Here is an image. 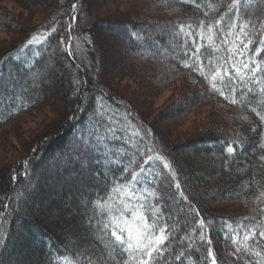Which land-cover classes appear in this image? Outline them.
I'll list each match as a JSON object with an SVG mask.
<instances>
[{
  "label": "trees",
  "instance_id": "1",
  "mask_svg": "<svg viewBox=\"0 0 264 264\" xmlns=\"http://www.w3.org/2000/svg\"><path fill=\"white\" fill-rule=\"evenodd\" d=\"M1 1L21 11L0 8L6 36L0 40V264H116L101 259L112 229L107 236L100 229L117 221L142 227L133 215L140 205L147 223L157 225L156 235L159 227L168 232L153 264H211L208 247L219 264H255L251 249L264 255L258 235L264 227V122L252 109L264 114V50L256 53L264 45L251 27L239 40L236 35L246 20L257 27L264 21V0L242 2L231 12V0H79L76 12V0ZM35 15L43 20L32 25ZM208 26L211 42L200 35ZM116 34L123 39L110 47L107 40ZM34 35L39 42L29 45ZM249 39L254 43L245 49ZM197 47L205 73L219 67L224 96L192 70L189 57ZM233 64L247 73L243 80ZM176 84V102L154 114L151 101ZM206 105V116L180 131L186 117ZM45 110L51 118L22 139L13 123ZM8 126L21 156L9 145ZM79 158L90 165V180L72 162ZM66 171L77 179L66 182ZM133 171L138 181L131 182ZM78 184L90 193H80ZM121 185L129 186L128 195L113 191ZM110 195L111 207L101 214L96 202ZM200 219L213 221L210 243L199 240ZM249 230L256 234L250 250L237 254L225 237L236 236L239 244ZM114 255L120 264H133L127 252Z\"/></svg>",
  "mask_w": 264,
  "mask_h": 264
},
{
  "label": "snow or ice",
  "instance_id": "2",
  "mask_svg": "<svg viewBox=\"0 0 264 264\" xmlns=\"http://www.w3.org/2000/svg\"><path fill=\"white\" fill-rule=\"evenodd\" d=\"M189 2L195 3V0H189ZM242 2L251 3L252 0H231V3L228 5V11L231 12L233 10H239V7L241 6ZM78 3H79V0H76V2L72 3L71 9L73 12L78 11ZM196 6L199 7L198 4ZM205 15H207V12L205 13ZM223 18H224L223 16L220 17L221 20H223ZM76 20H77V17L72 16V21L75 22ZM219 22L220 21H217L216 23L219 24ZM204 26H205L204 22L201 21L200 28L203 29ZM187 27L191 28L192 26L188 25ZM231 27L235 28L236 25L233 24ZM250 27L259 34V39L256 42L259 43L260 45H264V21L260 22L259 27H257L256 24H253L251 21H248V20H246L244 23H241L239 25L240 31H239V34L236 35V39L239 40L241 34L246 36L247 35L246 30L249 29ZM68 29L69 30L72 29L71 23L68 25ZM180 30L183 32L184 26H181ZM56 31L57 29L54 26L52 28V32L54 33ZM212 31H213L212 26H208L207 34H205L203 31L200 33L201 38H204L205 35H207L208 41L211 42L212 41ZM228 35H232L231 30L229 31ZM34 42H37V43L39 42V38L35 35L30 40H28L27 43L30 45V44H33ZM61 43H65V41L61 40ZM225 43H227V41H225ZM253 43L254 41L252 39H249L248 42L244 44V48L248 49L249 45ZM262 50L264 49L257 47L256 53L260 54ZM229 51H231V49H229ZM198 52H199V47H197L196 53H193L192 56L189 57V59L192 61V70L200 72L204 76V79L208 81L210 88L213 91L218 92L221 96H224L223 88L220 86L224 83V81H223V78L221 77L219 67L217 68L215 72L205 73L204 67L199 64V56L197 55ZM241 55H243V53H241ZM253 63H255V61H253ZM188 66L189 64L186 62L185 67H188ZM242 67L243 69H248L249 65L247 63H242ZM232 68L235 74L239 76L241 80H243L245 76L247 75V73H243L242 69L240 67H237L235 64L232 65ZM257 70H258V67L252 68L250 70L252 77H255ZM224 75L225 76L229 75L227 69H224ZM218 77H220V85L217 84ZM249 91H252V89H249ZM261 91L264 92V88H262ZM225 99H228V97H225ZM229 102L236 104L237 100L233 98ZM262 103H264V101H262ZM252 111L255 112L257 116H259L262 122H264V114L257 112L255 108H253ZM242 119L246 120L247 117H242ZM135 134L138 135V133H135ZM233 143H235V141H233ZM261 147H264V145H261ZM227 151L229 154H231L234 151V149L231 145H229L227 146ZM156 158L163 159L160 156H157ZM149 159H152V157H149ZM261 160H264V156H261ZM145 163H147V161H145ZM163 166L165 169H169L171 171V165L167 161L164 162ZM143 170H144L143 166H141L140 171L143 172ZM125 171H127V169H125ZM172 176L174 179L175 178L174 172H172ZM138 178H139V173L133 171L131 173V182L138 181ZM176 188L177 189L181 188V185L176 184ZM113 191L121 192L123 195H128L129 186L121 185L119 188H114ZM144 191L147 192L148 196L158 198V194L155 190L145 189ZM179 195L183 197L185 200L187 199V197L184 196L183 192H180ZM259 198H264V192L260 193ZM110 199H111V195L109 196V200H98L96 202V207L100 210L101 214H103L105 210L110 209L111 207L109 203ZM125 207H127V205H125ZM143 208H144V205H140V210H137L136 212L133 213V215L141 221L142 227H138L136 229H133L131 226L122 227L119 223H116V222H113L111 225L109 223H104L102 225L100 231H102L105 236L108 235L109 228L112 229L111 230L112 239L109 240L107 244L105 245V247L109 249V251L106 253V256L101 257L102 260L111 259V260H115L116 264H120V261L117 260L114 253H119L120 255H123L124 252H127L129 259L133 261V264H153V262L157 261L158 256L163 254V248L161 246L165 245V241L168 239L167 229L165 227H159L158 229L159 235H156L153 230L157 227V225L155 223L153 224L147 223V220L144 217L143 212H142ZM152 211L157 216V218H159V213L157 212V210L154 208ZM193 211L195 210L193 209ZM261 211H264V209H262ZM195 215L200 216L201 214L199 212H195ZM212 224H213L212 220L200 219L197 222V225H198L197 234H198L200 241L210 243V236L208 234L212 231V228H211ZM125 225H127V222H125ZM254 227H261V226L258 224V225H255ZM255 235L256 234L252 230L247 231L246 234L242 237L239 244L237 242L236 236H226L225 238L231 239L232 244L235 246V252L237 254L241 252L246 254L250 250L248 241L250 239H254ZM258 235L261 240H264V227H261V230L259 231ZM189 239H191V237H189ZM0 243H2V241H0ZM191 246L192 245L189 244V247ZM207 253H208V256L211 257V264H219L218 259L214 255V251L212 247L207 248ZM251 253L252 255L258 258L255 261V264H264V255H262L260 251L251 249ZM182 256H183V253H181L180 256H177L176 258L181 259ZM240 258H243V257H240ZM89 264H94V262L89 260ZM123 264H129V262L124 261ZM245 264H250V262L245 260Z\"/></svg>",
  "mask_w": 264,
  "mask_h": 264
},
{
  "label": "rangeland",
  "instance_id": "3",
  "mask_svg": "<svg viewBox=\"0 0 264 264\" xmlns=\"http://www.w3.org/2000/svg\"><path fill=\"white\" fill-rule=\"evenodd\" d=\"M0 8L5 9L7 11H10L16 15H19V13L21 11L11 1H1L0 0ZM42 20H43V17H41L39 15H35L34 18L32 19L31 24L36 25V24L40 23ZM116 35L118 37L114 36V35L112 37V35H110V37L108 38L107 42H108V45L110 47H113L114 44L119 42V40L122 41L123 38L121 37V35L120 34H116ZM4 38H6V36L2 32H0V40H3ZM127 83H128L129 87H133L131 82H127ZM178 83H180V82H178ZM180 86H181L180 84H176L175 86H170V87L166 88L165 90L161 91L159 93V95L157 97H155V99H153L151 101L152 110H153L154 114H156V112H159L161 110L163 111V110L171 107L176 102V99L178 97L177 93H179V91L181 89ZM208 110H209V108L206 105V106L200 107L198 110H195L194 112L190 113L186 117L185 122L183 123V125L180 128V131L190 129L192 124L195 123L197 119H202L203 117L206 116ZM51 116H52L51 112H49L47 110H45L41 114L36 113L34 115L33 113H31L29 116H27L25 118L22 117V118L16 120L13 123V126L16 128V132L17 133L19 132L21 134L22 139H28L29 136H31L32 134L39 131L41 129V127L47 122V120L51 118ZM11 128H12V126H8L5 130L6 135L8 137L7 139H8L9 145L12 146V148L13 147L15 148L14 151H15L16 156H21L22 155V152L20 150L21 147H20L19 143L17 142V139L15 138V136L14 135L11 136L12 135L10 133L12 130ZM15 154L14 155L12 154L10 156H12V158H15ZM82 159H84V158H81V160L79 158L78 159L79 161L72 159V162L77 164V166L79 167V170L81 172V175H84V178L86 180L87 179L90 180V177L92 178V176L89 173L90 165H87V164L84 165L85 160H82ZM60 172H62V171H60ZM71 173H69L68 171H66V173L65 172L62 173V174H64L63 178L65 179L66 182H67V180H70V179H72V180L77 179V178H75L76 176H74L76 174L73 175V173H72V175H71ZM77 186H79L78 189L80 190V193H82L84 195H88L90 193L87 185H86V187L81 185V184H78ZM116 223H119L122 227L131 226L130 221L128 222L127 225H125L124 222H118L117 221ZM133 225L135 226L134 229L140 227L135 222H133Z\"/></svg>",
  "mask_w": 264,
  "mask_h": 264
}]
</instances>
